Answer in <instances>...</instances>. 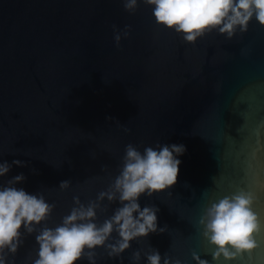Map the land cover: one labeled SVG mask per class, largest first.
<instances>
[{
  "label": "water",
  "instance_id": "obj_1",
  "mask_svg": "<svg viewBox=\"0 0 264 264\" xmlns=\"http://www.w3.org/2000/svg\"><path fill=\"white\" fill-rule=\"evenodd\" d=\"M258 140L264 141V27L255 19L231 40L212 31L191 43L158 25L144 0L134 14L123 0H0V162L25 164H13L0 184L23 173L17 187L55 204L46 226L61 223L74 197L86 204L108 188L126 145L186 147L176 185L139 199L141 208H159L158 224L169 231L132 241L122 258L97 248L95 264H132L137 249L146 264L150 246L183 264H194L195 249L213 264L194 225L210 197L264 173L251 166ZM65 180L70 186L61 190ZM260 199L264 205V194ZM100 203L97 224L120 206ZM35 235L24 234L10 264H31ZM256 239L260 247L231 264H264V231Z\"/></svg>",
  "mask_w": 264,
  "mask_h": 264
},
{
  "label": "clouds",
  "instance_id": "obj_2",
  "mask_svg": "<svg viewBox=\"0 0 264 264\" xmlns=\"http://www.w3.org/2000/svg\"><path fill=\"white\" fill-rule=\"evenodd\" d=\"M144 3L152 7L158 25L183 34V39L191 43L212 31L231 40L246 33L253 19L264 27V0H144ZM123 7L134 14L138 0H123ZM128 34L126 31L125 36ZM114 39L119 46L120 35H115ZM241 128L243 125L237 129L239 133ZM185 152L183 144L157 143L143 151L133 144L126 145L119 174L108 188L86 204L74 197L76 206L54 228L46 226V222L55 204L48 203L41 193L30 194L17 187L26 179L23 173L0 184V264H10L9 255L15 256L25 233H36L38 251L31 264H77L85 257L90 264H95L97 248H105L109 258H122L132 241L147 238L152 233L168 232L167 225L160 227L158 224L159 208L154 205L141 208L139 199L176 185L181 164L178 157ZM262 154L264 141L258 140L251 153L253 168L264 169ZM13 164L25 166L20 160H13L12 164L0 162V177L10 172ZM70 183L61 181L59 188L68 189ZM213 184L215 187V177ZM262 194L264 173L257 171L246 186L210 197L201 207L194 227L200 240L212 249L203 255H210L213 264H231L260 247L256 238L264 231V211L258 212L257 207H264L260 199ZM105 199L110 204L118 202L120 206L103 223L97 224L100 202ZM102 210L106 211L107 206ZM42 224L45 226L40 227ZM113 233L116 238L109 243ZM191 257L194 264H210L195 249L191 250ZM143 258L146 264H183L180 258L169 253L162 256L151 246L143 252ZM141 259V249L132 252V264H140Z\"/></svg>",
  "mask_w": 264,
  "mask_h": 264
}]
</instances>
